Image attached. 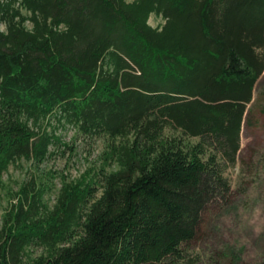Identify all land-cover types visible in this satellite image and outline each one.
Here are the masks:
<instances>
[{"label": "trees", "instance_id": "trees-1", "mask_svg": "<svg viewBox=\"0 0 264 264\" xmlns=\"http://www.w3.org/2000/svg\"><path fill=\"white\" fill-rule=\"evenodd\" d=\"M263 71L264 0H0V176L73 149L60 128L105 142L54 203L52 170L8 189L0 264H204Z\"/></svg>", "mask_w": 264, "mask_h": 264}, {"label": "rangeland", "instance_id": "rangeland-1", "mask_svg": "<svg viewBox=\"0 0 264 264\" xmlns=\"http://www.w3.org/2000/svg\"><path fill=\"white\" fill-rule=\"evenodd\" d=\"M149 21L157 25L162 17L152 13ZM3 27V25H2ZM264 71L258 79L253 100L248 104L251 111L247 114L241 130V147L237 161L226 169L233 184L232 201L224 206H214L208 215L207 225L200 238L191 242L190 256H203L206 259L214 251L233 248L240 252L243 260L257 261L264 258ZM65 139L74 148L54 149L53 153L36 166L29 160L21 159L11 164L0 176V223L9 204V188L18 185L31 173L39 170L46 173L52 170L56 177L51 180L55 186L46 194L54 203L60 186V175L78 177L90 166L99 165L100 155L105 148L103 138H90L76 133L73 127L60 128ZM44 178V176H41ZM32 255L43 252L42 246H33Z\"/></svg>", "mask_w": 264, "mask_h": 264}]
</instances>
